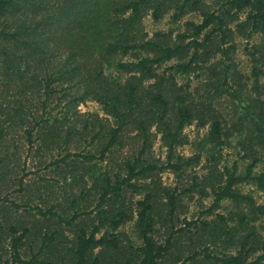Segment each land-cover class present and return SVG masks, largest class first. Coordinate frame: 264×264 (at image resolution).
Wrapping results in <instances>:
<instances>
[{"label": "trees", "instance_id": "trees-1", "mask_svg": "<svg viewBox=\"0 0 264 264\" xmlns=\"http://www.w3.org/2000/svg\"><path fill=\"white\" fill-rule=\"evenodd\" d=\"M263 75L264 0H0V264H261L264 205L238 185L264 192Z\"/></svg>", "mask_w": 264, "mask_h": 264}, {"label": "rangeland", "instance_id": "rangeland-1", "mask_svg": "<svg viewBox=\"0 0 264 264\" xmlns=\"http://www.w3.org/2000/svg\"><path fill=\"white\" fill-rule=\"evenodd\" d=\"M206 2H210L211 0H205ZM194 20L198 21L199 17L196 14H188L183 16L179 21L176 22H171L170 18L168 15H165L162 17L160 20L154 22L152 19L149 17V15H146L143 18V27L145 31H147L148 35L152 34L153 31L155 30H169L172 29L173 31H179L182 29V24L185 20ZM258 42V35L254 34L249 38L248 43H254ZM246 44L245 40L242 38H235V52H234V60L238 64L239 69L247 73L248 71V66H249V58L248 56L245 55L243 52V47ZM248 44V45H249ZM180 80V78H178ZM183 81L185 78L182 79ZM190 83L193 85L195 80L190 76ZM260 81L264 82V75L260 77ZM230 106V105H229ZM77 109L80 112H96L99 115H103L100 106L92 101V100H86L85 102L79 104L77 106ZM230 119L228 121V124L231 122H234L237 119V114L233 113V110L230 107L226 108ZM231 120V121H230ZM205 129L203 128H196L194 125H188L185 126L183 129V133L186 135L188 144L179 147L178 151L179 153L183 155H190L193 153V143L204 133ZM244 131L240 130L238 132H233L232 135L228 138L229 143L228 145L222 149V155H223V160L224 163L227 165H230L233 161L236 163L238 170L242 171L246 160H242L239 158V156L243 153L242 150H240V140L243 139ZM152 151L155 157H160L163 158L164 156V148L160 146V142L156 139L153 144H152ZM200 166V163L196 166L198 168ZM261 166L260 163H258L255 166V170H258L259 167ZM30 169H34V167H31ZM41 174V172L39 173ZM161 179L163 183L165 184H170L172 183L173 180V175L169 172H163L161 174ZM238 188L241 192L243 193H249L256 201V203L263 204L264 205V192L257 190L253 184L251 183H241L238 185ZM210 202V198H204L200 199L197 197V195H192L190 198H184V203L188 207L187 211V218H193L196 215V212L198 209H201V207L208 205ZM222 205H226V202H224ZM261 223L264 225V217H262L261 221H258V223ZM121 230H123L131 239H133V233H132V224L131 222L125 224L124 226L121 227ZM134 240V239H133ZM261 264H264V260L261 262Z\"/></svg>", "mask_w": 264, "mask_h": 264}]
</instances>
